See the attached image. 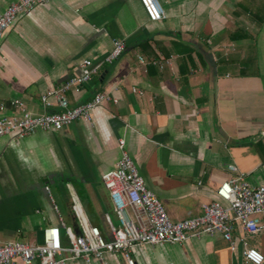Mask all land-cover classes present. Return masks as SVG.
Returning a JSON list of instances; mask_svg holds the SVG:
<instances>
[{
    "label": "crops",
    "instance_id": "1",
    "mask_svg": "<svg viewBox=\"0 0 264 264\" xmlns=\"http://www.w3.org/2000/svg\"><path fill=\"white\" fill-rule=\"evenodd\" d=\"M13 1L0 0V12ZM159 1L166 15L149 21L139 0H49L5 30L0 116L12 114L14 98L42 112L41 95L78 76L84 59H103L114 38L126 46L65 93L70 105L96 92L118 98L94 108L91 122L0 138V243H40L58 213L77 232L74 201L109 237L105 213L116 218L101 176L119 159L120 138L172 220L201 214V204L213 200L229 176L228 164L251 185L264 184V0ZM152 59L167 61L160 68ZM49 101L47 111L58 109L53 97ZM243 237L264 257V229L250 236L238 222L233 248L214 233L142 244L130 255L134 264H253L244 257ZM103 262L127 264L110 252L94 260Z\"/></svg>",
    "mask_w": 264,
    "mask_h": 264
},
{
    "label": "built area",
    "instance_id": "2",
    "mask_svg": "<svg viewBox=\"0 0 264 264\" xmlns=\"http://www.w3.org/2000/svg\"><path fill=\"white\" fill-rule=\"evenodd\" d=\"M49 0H14L0 12V41L5 30L12 25L20 14L30 12L34 7ZM149 21L162 20L166 13L159 0H139ZM123 38H114L111 49L98 62L84 59L80 64L81 73L49 88L41 95L43 111L33 113L25 102L19 98L9 101L12 114L0 116V138L11 135L16 138L33 134L38 129L45 131L60 130L74 121L91 122L92 110L118 98L105 92H96L83 103L70 105L66 91L88 82L100 65L112 63L125 49ZM141 63L143 56H138ZM163 61L152 59L151 63L162 67ZM131 91L139 95L141 89L132 87ZM56 100L58 109L47 111L49 98ZM6 104L0 102V110ZM46 109V110H45ZM121 151L114 167L101 176L108 190L111 208L116 220L105 213L109 237L91 224L86 218L79 202L71 204V211L76 221L78 232L68 227L58 213V222L43 228L40 243L7 241L0 243V264H65L70 260H83L85 264H94L102 260L106 252L120 253L127 264H134L130 252L142 244H159L162 242L180 243L201 234L220 233L233 248L234 222L241 224L245 234H259L264 229V184L251 185L234 164H228L229 176L215 190V198L201 204L202 212L180 220H172L167 215L161 201L146 185L133 158L124 148L125 141H118ZM47 188V187H46ZM55 212L57 206L52 205ZM244 257L253 264H261L263 254L254 247L247 246L242 238ZM102 264H106L103 262Z\"/></svg>",
    "mask_w": 264,
    "mask_h": 264
},
{
    "label": "rangeland",
    "instance_id": "3",
    "mask_svg": "<svg viewBox=\"0 0 264 264\" xmlns=\"http://www.w3.org/2000/svg\"><path fill=\"white\" fill-rule=\"evenodd\" d=\"M62 215H63V217H64L65 222H66V223H69V219H68L67 215H66V214H63V213H62Z\"/></svg>",
    "mask_w": 264,
    "mask_h": 264
},
{
    "label": "water",
    "instance_id": "4",
    "mask_svg": "<svg viewBox=\"0 0 264 264\" xmlns=\"http://www.w3.org/2000/svg\"><path fill=\"white\" fill-rule=\"evenodd\" d=\"M78 232V231H77Z\"/></svg>",
    "mask_w": 264,
    "mask_h": 264
}]
</instances>
